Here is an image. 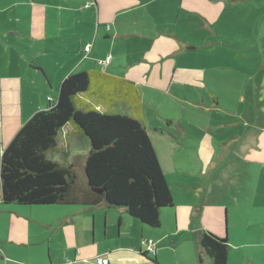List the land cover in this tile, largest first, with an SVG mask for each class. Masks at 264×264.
<instances>
[{
  "label": "rangeland",
  "instance_id": "rangeland-1",
  "mask_svg": "<svg viewBox=\"0 0 264 264\" xmlns=\"http://www.w3.org/2000/svg\"><path fill=\"white\" fill-rule=\"evenodd\" d=\"M85 3L0 0V76L17 75L21 60L25 72L43 80L42 67L48 76L81 72L84 66L76 68L69 53L80 43L92 45L94 38L114 55L131 52L113 71L139 80L147 130L168 128L177 135L179 126L188 139L179 143L152 133L174 203L181 202L179 180L209 188L215 205L223 206L233 239L248 240L247 247L232 251L229 264H249L248 252L264 264V151L247 153L251 131L264 129V0H153L149 8L119 14L108 35L102 27L96 32L99 20ZM128 24L140 33L119 37ZM162 29L169 33L160 34ZM83 154L72 147L69 161L85 182ZM79 207L32 213L50 224L53 217H80ZM49 232L40 226L38 244L23 249L28 258L48 256L50 241L53 254L63 250V230L51 239Z\"/></svg>",
  "mask_w": 264,
  "mask_h": 264
},
{
  "label": "crops",
  "instance_id": "crops-1",
  "mask_svg": "<svg viewBox=\"0 0 264 264\" xmlns=\"http://www.w3.org/2000/svg\"><path fill=\"white\" fill-rule=\"evenodd\" d=\"M76 1L68 0V3ZM152 2L153 0H86L85 5L88 11L96 15L97 20H99L96 32H99L100 27H102L105 35H108L110 29L107 31L106 26L109 25L110 27L119 14L142 7L149 8L153 6ZM165 3H168V1ZM71 8L73 7L71 6ZM74 9L79 11V8ZM129 25L131 26V24H128L123 27ZM130 26L125 34H118V36L127 37L134 33H140L141 30L137 27L134 28L135 25L131 28ZM167 33L169 32L164 29L160 32V34L164 35ZM81 37L86 39L87 35L83 34ZM92 43V48L89 52L85 51V46L88 43L85 46L80 43L76 52L69 53L73 55L72 60L76 59V68L84 66L82 71L93 68L105 69L106 72L112 75L134 82L140 89L139 80L130 76L131 74L123 75L121 72L113 71L114 64L125 65L126 62H123V56L131 52L118 51L114 55L107 52L108 49L101 44L96 45L95 38ZM108 55H112L110 64L101 65L99 61H104ZM149 61L153 62L152 60ZM30 62L33 63V61ZM141 68L149 67L141 66ZM15 70L17 75L7 76L6 74L0 76V167L2 151L15 136L20 126L35 112L46 108L48 99L57 100L54 97H56L57 93L59 95L61 82L74 69L67 70L65 72L66 75L51 73L48 76L42 67L40 72H42L45 80L37 76L31 77L29 71L25 72L22 60L15 67ZM169 130L168 128L166 130L154 128L152 132H148L152 137L153 143L152 133L165 134L171 137L173 141L179 143L188 141L179 126H177V135L174 134V131L169 132ZM248 140L251 145L248 146L249 150L247 153L251 152V155H254L256 152L264 151V129L258 134L251 131ZM203 144L204 142L201 141V145ZM197 146L200 145L197 144ZM72 147L82 150L85 165L91 143L88 136L79 128L73 129L68 135L61 138L59 146L53 151L51 157L62 164L71 165L69 160L72 158ZM252 159L254 160V156ZM162 168L164 170L163 165ZM164 173L167 178L165 170ZM175 186L178 187L181 202L179 204L173 203V207L164 209L160 225L153 227L133 217L125 208H112L105 205L82 206L77 204H4L0 179V264H97V258L100 257L108 259V264H213L210 256L200 243V233L204 231H212L228 238L231 246L229 264L232 251H235L238 245L240 246L237 250L247 247L248 240L245 242L242 238L233 239L231 231L228 229L227 217L221 216L220 209L223 206L215 205L216 202L211 198L209 188H203L201 184L199 186H187L182 180H179V183ZM56 205L81 206L78 211L81 215L78 218L66 217V219L61 216L53 217L49 224V219L40 218V214L32 213L33 211L40 213L39 210L47 211ZM93 210H97L98 214L92 212ZM86 213L89 214L88 219L83 216ZM40 226H42L43 231H50L48 233L49 239H51L53 234L63 230L65 235L62 245L63 250L53 254L50 241L48 256L45 252L42 257L35 258L31 256L28 258L23 249H27V246L38 244L36 234L40 231ZM85 232H88V236H86ZM25 233L35 235L26 237ZM45 235L46 233H43V236ZM144 238L155 240V255L144 253V247L141 245V241ZM96 242H98L97 246L95 245ZM254 257L253 253H247V261H252H248L249 264H256Z\"/></svg>",
  "mask_w": 264,
  "mask_h": 264
},
{
  "label": "trees",
  "instance_id": "trees-1",
  "mask_svg": "<svg viewBox=\"0 0 264 264\" xmlns=\"http://www.w3.org/2000/svg\"><path fill=\"white\" fill-rule=\"evenodd\" d=\"M78 128L91 143L86 182L72 164L51 157L61 138ZM0 179L4 204L125 208L153 227L174 203L143 121L138 85L105 69L71 72L63 79L57 100L48 99L47 107L29 117L3 149ZM200 243L213 264H228L227 237L204 231Z\"/></svg>",
  "mask_w": 264,
  "mask_h": 264
},
{
  "label": "built area",
  "instance_id": "built-area-1",
  "mask_svg": "<svg viewBox=\"0 0 264 264\" xmlns=\"http://www.w3.org/2000/svg\"><path fill=\"white\" fill-rule=\"evenodd\" d=\"M91 46L92 45L85 46V51L89 52L91 49ZM111 60H112V55H108L104 61H99V62H100V64L106 66V65L110 64ZM141 245L144 247V252L148 253V255H155L156 254V243H155L154 239L144 238L141 241ZM84 261H86V260H84ZM97 263L98 264H108L109 261H108V259H104V258L100 257V258H97Z\"/></svg>",
  "mask_w": 264,
  "mask_h": 264
},
{
  "label": "water",
  "instance_id": "water-1",
  "mask_svg": "<svg viewBox=\"0 0 264 264\" xmlns=\"http://www.w3.org/2000/svg\"><path fill=\"white\" fill-rule=\"evenodd\" d=\"M93 189H94L95 191L99 192V193L102 192L100 189H95V188H93Z\"/></svg>",
  "mask_w": 264,
  "mask_h": 264
},
{
  "label": "bare ground",
  "instance_id": "bare-ground-1",
  "mask_svg": "<svg viewBox=\"0 0 264 264\" xmlns=\"http://www.w3.org/2000/svg\"><path fill=\"white\" fill-rule=\"evenodd\" d=\"M98 264V263H97Z\"/></svg>",
  "mask_w": 264,
  "mask_h": 264
}]
</instances>
